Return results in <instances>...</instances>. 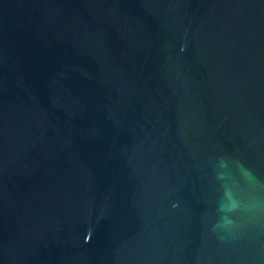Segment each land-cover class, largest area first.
Listing matches in <instances>:
<instances>
[{
  "label": "water",
  "instance_id": "water-1",
  "mask_svg": "<svg viewBox=\"0 0 264 264\" xmlns=\"http://www.w3.org/2000/svg\"><path fill=\"white\" fill-rule=\"evenodd\" d=\"M0 264H264V0H0Z\"/></svg>",
  "mask_w": 264,
  "mask_h": 264
}]
</instances>
